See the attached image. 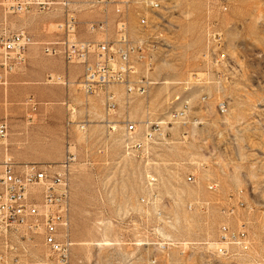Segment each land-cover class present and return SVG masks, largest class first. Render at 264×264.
Wrapping results in <instances>:
<instances>
[{"label": "rangeland", "instance_id": "1", "mask_svg": "<svg viewBox=\"0 0 264 264\" xmlns=\"http://www.w3.org/2000/svg\"><path fill=\"white\" fill-rule=\"evenodd\" d=\"M3 1L0 31L27 28L40 36L57 29L52 13L8 14ZM162 1L165 20L149 32L154 47L139 71L146 93L129 96L115 87L120 105L109 113L104 94L50 84L75 93L60 101L34 99L36 109L27 99L24 118L29 128L61 129L64 156L30 163L57 166L69 147L77 155L71 264H264V0ZM79 19L86 27L107 19L113 36L118 15L110 7ZM127 20L138 38L133 9ZM87 31L81 27V36ZM69 98L73 119L90 121L85 130L67 125ZM106 119L115 121V131ZM127 121L137 125L133 139ZM151 126L156 137L147 140ZM27 148L43 151L34 141ZM224 225L237 231L246 225L250 249L234 246L228 257L219 255L213 244ZM28 249L30 258L48 256L42 236Z\"/></svg>", "mask_w": 264, "mask_h": 264}, {"label": "built area", "instance_id": "2", "mask_svg": "<svg viewBox=\"0 0 264 264\" xmlns=\"http://www.w3.org/2000/svg\"><path fill=\"white\" fill-rule=\"evenodd\" d=\"M3 5L8 14L14 15L52 13L56 16L57 29L53 31V39L39 41L25 28L11 31L4 27L0 31V86L8 87L11 76L27 65L30 48L40 46L46 56L61 57L68 65L83 66L78 80L50 73L49 84L76 85L88 96L104 94L109 113L116 112L120 105V91L115 87H124L129 96L146 93V87L139 80V71L149 65V51L154 47L155 41L149 32L159 29L165 20L162 0H4ZM110 7H114L118 15L114 35L108 36L110 22L104 19L88 21L87 29L95 37H82L79 14L96 9L108 13ZM132 9L139 18L138 38L132 36L133 26L127 20ZM100 34L104 35L101 39L97 36ZM29 101L36 109L34 98ZM65 104L69 111L67 125L85 130L90 121L74 120L75 106L71 102ZM105 122L112 131L116 130L114 120L106 119ZM136 126L127 121L129 139L134 138ZM153 126L145 135L147 140L156 137L157 129ZM10 133L9 120H0V145L4 146L0 152V264H71L73 242L68 238L71 175L77 155L69 147L65 160L57 166L18 163L10 152ZM188 180L196 182V176L189 175ZM217 188L214 182L209 185L212 192ZM229 213L234 214L235 210L230 209ZM37 236L43 237L48 251L45 260L29 257L28 247L36 242ZM213 245L224 257L232 254L234 246L248 251L251 241L246 225L238 231L229 225L222 226L220 240Z\"/></svg>", "mask_w": 264, "mask_h": 264}, {"label": "crops", "instance_id": "3", "mask_svg": "<svg viewBox=\"0 0 264 264\" xmlns=\"http://www.w3.org/2000/svg\"><path fill=\"white\" fill-rule=\"evenodd\" d=\"M81 27L82 31H87L86 23L81 24ZM34 36L39 41H48L54 38L52 33ZM84 38H93V35L87 33ZM28 58L27 65L11 76L10 85L6 88L0 86V120L7 118L11 124L9 145L10 152L16 162L60 161L64 156L61 147L63 142L61 129L45 124L34 128L27 127L26 118H24L26 115L25 102L29 98L40 99L43 102L60 101L65 99L69 93H75L73 89L68 93L64 88L66 86L62 87L63 85L51 86L47 82V77L50 73H59L76 81L78 80L77 73L81 72V76L83 74V66L68 65L61 57L46 56L40 46H32L28 52ZM70 99L66 102H71ZM42 110L50 111L47 108ZM49 117L52 118V114ZM32 141L43 147L41 155L35 154L30 148L26 149L27 146L31 147ZM53 143L59 145L57 150L52 148ZM3 149L4 146L0 145V152ZM1 158L2 155H0Z\"/></svg>", "mask_w": 264, "mask_h": 264}]
</instances>
